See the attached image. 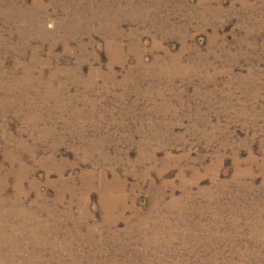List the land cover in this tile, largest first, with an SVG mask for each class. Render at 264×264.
Masks as SVG:
<instances>
[{
    "label": "rangeland",
    "instance_id": "rangeland-1",
    "mask_svg": "<svg viewBox=\"0 0 264 264\" xmlns=\"http://www.w3.org/2000/svg\"><path fill=\"white\" fill-rule=\"evenodd\" d=\"M0 264H264V0H0Z\"/></svg>",
    "mask_w": 264,
    "mask_h": 264
}]
</instances>
